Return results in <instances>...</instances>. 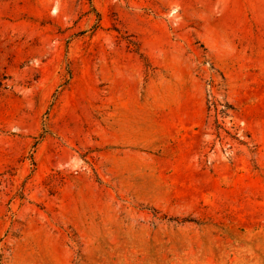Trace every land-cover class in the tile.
<instances>
[{"label": "rangeland", "instance_id": "obj_1", "mask_svg": "<svg viewBox=\"0 0 264 264\" xmlns=\"http://www.w3.org/2000/svg\"><path fill=\"white\" fill-rule=\"evenodd\" d=\"M0 264H264V0H0Z\"/></svg>", "mask_w": 264, "mask_h": 264}]
</instances>
